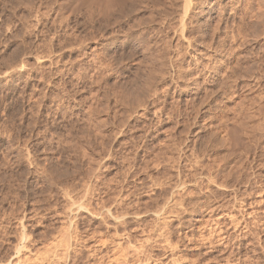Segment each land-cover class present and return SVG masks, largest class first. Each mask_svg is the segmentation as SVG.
Returning <instances> with one entry per match:
<instances>
[{"label": "rangeland", "instance_id": "1", "mask_svg": "<svg viewBox=\"0 0 264 264\" xmlns=\"http://www.w3.org/2000/svg\"><path fill=\"white\" fill-rule=\"evenodd\" d=\"M12 261L264 264V0H0Z\"/></svg>", "mask_w": 264, "mask_h": 264}, {"label": "bare ground", "instance_id": "2", "mask_svg": "<svg viewBox=\"0 0 264 264\" xmlns=\"http://www.w3.org/2000/svg\"><path fill=\"white\" fill-rule=\"evenodd\" d=\"M79 206V205H78ZM83 206H85V205H83ZM83 206L82 205H80L79 207H78V209H83ZM85 208H86V206H85ZM88 208V207H87ZM77 209V208H76ZM13 262V261H12ZM14 263V262H13ZM8 264H9V262H8ZM10 264H12V263H10ZM14 264H18V263H14Z\"/></svg>", "mask_w": 264, "mask_h": 264}]
</instances>
